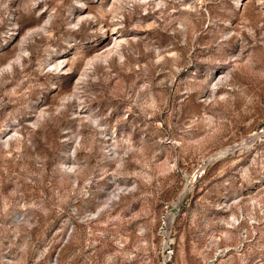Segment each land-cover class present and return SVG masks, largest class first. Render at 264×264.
Returning <instances> with one entry per match:
<instances>
[{
	"label": "rangeland",
	"instance_id": "1",
	"mask_svg": "<svg viewBox=\"0 0 264 264\" xmlns=\"http://www.w3.org/2000/svg\"><path fill=\"white\" fill-rule=\"evenodd\" d=\"M0 264H264V0H0Z\"/></svg>",
	"mask_w": 264,
	"mask_h": 264
}]
</instances>
